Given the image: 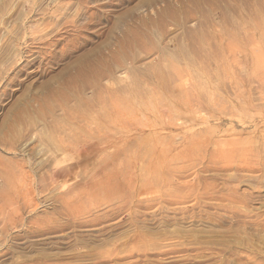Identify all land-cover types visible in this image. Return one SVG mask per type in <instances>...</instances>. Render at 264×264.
I'll return each instance as SVG.
<instances>
[{"label": "rangeland", "instance_id": "obj_1", "mask_svg": "<svg viewBox=\"0 0 264 264\" xmlns=\"http://www.w3.org/2000/svg\"><path fill=\"white\" fill-rule=\"evenodd\" d=\"M0 264H264V0H0Z\"/></svg>", "mask_w": 264, "mask_h": 264}]
</instances>
